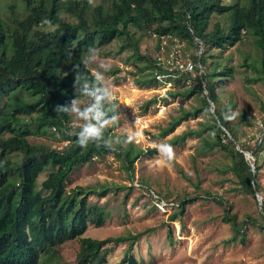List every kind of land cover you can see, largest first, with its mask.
Segmentation results:
<instances>
[{
	"label": "trees",
	"instance_id": "1",
	"mask_svg": "<svg viewBox=\"0 0 264 264\" xmlns=\"http://www.w3.org/2000/svg\"><path fill=\"white\" fill-rule=\"evenodd\" d=\"M90 1L20 0L26 14L18 16L10 9L2 11L0 0V264H59L58 247L72 239L79 240L75 264H104L109 250L106 245L125 241L128 247L123 257L112 264H136L131 249L141 233L104 239L82 236L89 221L100 224L107 216L88 196L102 194L108 187H65L75 169L110 151L130 170L137 158L157 151L156 147L135 148L131 142L113 147L103 120L85 127L72 125L70 108L77 99L90 101L98 117L108 119L117 112L116 101L107 100L100 78L89 68L87 60L95 49L120 40L121 50L129 47L135 58L145 60L141 70L149 69V77L137 81L143 85L156 82L157 76L187 81L192 75L189 69H168L158 59L141 53L134 33L148 32L159 41L166 38L183 44V54L199 64L197 68L190 63L198 85L187 93L203 90L202 104L209 107L220 104L213 79L223 82V76H232V68L219 66L217 60L208 65V58L215 55L213 50H223L249 35L258 63V67L252 65L258 70L252 80L264 82V0H109L106 5L99 2L93 6ZM215 15H222L223 21L215 20L211 27ZM202 110H183L156 136H166ZM221 111L216 107L211 116L214 140L202 137L204 129H189L167 143L175 145L194 136L202 138V153L213 148L225 150L230 159L226 170L238 183L234 189L254 196L258 192L264 200L258 181L260 160L264 161V151L259 153L264 149V131L258 149L253 150L239 141ZM30 135H49L65 144L60 148L31 144ZM237 146L250 151L253 159ZM47 168L51 170L38 186V176ZM209 196L206 193L205 197ZM195 198L181 199L169 219H178ZM260 209L264 222V203ZM223 218L237 229L232 217Z\"/></svg>",
	"mask_w": 264,
	"mask_h": 264
},
{
	"label": "rangeland",
	"instance_id": "2",
	"mask_svg": "<svg viewBox=\"0 0 264 264\" xmlns=\"http://www.w3.org/2000/svg\"><path fill=\"white\" fill-rule=\"evenodd\" d=\"M108 1L91 0L90 3L91 6L99 2L106 5ZM1 4L4 12L10 9L18 16L26 14L20 0H1ZM215 20L223 21V16H213L211 27ZM134 37L141 53L158 59L168 69L176 66L189 69L192 78L185 81L160 76L156 82L139 85L137 81L149 77V69L141 70L145 60L135 58L129 47L121 50L120 40H113L91 53L87 60L89 68L100 78L107 100L116 101L117 112L108 119L103 115L98 117L90 101L77 99L70 108L72 125L85 127L94 120H103L113 147H124L131 142L135 148L156 147L157 151L137 158L132 170L110 151L71 173L65 184L67 190L77 185L108 187L102 194L88 196V201L103 207L107 216L100 224L89 221L82 236L104 239L141 233L131 249L136 264H264V222L260 216L264 200L234 189L238 183L226 170L230 163L227 152L217 148L200 152L204 148L201 137L186 136L178 144L167 143L174 135L189 129H204L202 137L214 140L215 132L209 125L217 107L228 118L239 141L253 150L258 149L257 143L264 131V82L252 80L258 76V70L252 67L253 64L258 67L252 37L245 35L223 50L215 49V55L208 58V65L217 60L219 66L232 68V76H223V82L213 79L220 104L211 103L209 107L202 104L203 90L197 88L194 93H187V89L198 85L193 79L196 70H190L188 63L197 68L199 64L183 54V44L166 38L159 41L148 32L136 31ZM167 91L177 94H167ZM153 98L156 100L152 101ZM200 107L204 109L202 112L181 121L173 132L156 136L172 117L183 110ZM27 139L31 144L51 147L60 148L65 144L49 135H30ZM260 163L258 181L264 198V161L261 159ZM50 170L47 168L39 174L38 186ZM206 193L210 196L205 197ZM186 196L197 198L186 205L178 219L170 220L179 201ZM214 197L223 202L218 203ZM224 216L232 217L237 229ZM148 228L152 230L146 232ZM233 235L235 240H228ZM106 247L109 250L104 264H112L123 257L128 241L108 243ZM78 249L77 239L62 243L56 252L59 264H75Z\"/></svg>",
	"mask_w": 264,
	"mask_h": 264
},
{
	"label": "water",
	"instance_id": "3",
	"mask_svg": "<svg viewBox=\"0 0 264 264\" xmlns=\"http://www.w3.org/2000/svg\"><path fill=\"white\" fill-rule=\"evenodd\" d=\"M237 148L240 150L239 146H237ZM240 151L243 152L246 155V157H252L253 158V156H252V154L250 152L242 151V150H240ZM256 196H257L258 200L260 201L261 196H260V194L258 192H256Z\"/></svg>",
	"mask_w": 264,
	"mask_h": 264
},
{
	"label": "built area",
	"instance_id": "4",
	"mask_svg": "<svg viewBox=\"0 0 264 264\" xmlns=\"http://www.w3.org/2000/svg\"><path fill=\"white\" fill-rule=\"evenodd\" d=\"M188 64H190V63H188ZM190 68H191V65H190ZM157 78H160V76H157Z\"/></svg>",
	"mask_w": 264,
	"mask_h": 264
}]
</instances>
